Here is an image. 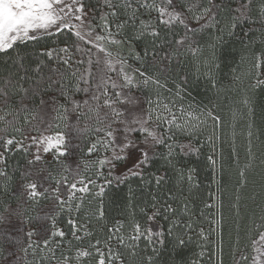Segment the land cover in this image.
<instances>
[{"label":"snow or ice","instance_id":"6c2138e0","mask_svg":"<svg viewBox=\"0 0 264 264\" xmlns=\"http://www.w3.org/2000/svg\"><path fill=\"white\" fill-rule=\"evenodd\" d=\"M206 30H210L207 42ZM225 36L238 40L250 54L248 90L233 100L230 120L212 109L196 114L191 104L178 107L174 100L162 99L161 90L167 89V83L160 76H166L173 60L182 54L199 60L205 45L211 50L205 75L216 88L213 69L220 68L217 48ZM41 41L42 47L29 49L30 42ZM133 46L140 50L124 55L122 50ZM0 54L7 57L0 63V178L5 181L0 186V264H44L45 260L49 264H87L89 260L125 264L124 254L113 248L112 241L133 262L154 264L165 233L154 230L151 223L162 215L165 220L171 218L167 230L172 237L170 264H185L176 254L191 240L187 233L193 231V222L174 218L177 209L171 203L158 206L153 197L150 212L140 209L149 225L142 226L133 218L127 238L122 234L124 222L117 220L107 228L103 242L93 240V220H104L107 188L133 177L143 180L159 159L184 179L180 160L198 155L199 148L181 137L197 135L209 121L212 135L208 142L213 151L216 141L228 143L237 166L238 122L246 129L249 163L239 168V176L247 182L244 178L252 166L253 138L257 136L252 93L264 87V73L259 71L264 67V0H97L95 4L91 0H0ZM248 59L246 55L242 62ZM130 60L139 66L133 67ZM149 87L154 88V97L144 93ZM85 139L87 155L95 158L82 169L80 142ZM9 153H22L26 165H9ZM208 161L215 167L214 156ZM193 172L188 169L189 182ZM151 176L157 187L165 179L159 171ZM41 201L46 202L47 211L32 216L30 206ZM233 207L238 214V203ZM181 210L188 213L187 203ZM65 211L70 235L77 243L73 251L69 240L65 251L61 248L65 231H52L51 237L61 238L57 255L50 239L42 245L33 241V237L48 234L45 224L34 226L33 222L51 219L55 227V217L49 213ZM261 221L259 227L253 222L245 230L248 243L237 249L238 259L232 253L236 264H264V216ZM197 235L208 241L204 228ZM141 239L146 248L138 251ZM236 243L240 245L239 237ZM148 248L151 254H145ZM219 264H223L222 257Z\"/></svg>","mask_w":264,"mask_h":264},{"label":"trees","instance_id":"16d2710c","mask_svg":"<svg viewBox=\"0 0 264 264\" xmlns=\"http://www.w3.org/2000/svg\"><path fill=\"white\" fill-rule=\"evenodd\" d=\"M91 2L95 4L97 0H91ZM152 15L155 17L156 14L153 13ZM141 18L146 17L141 16ZM209 36L210 30H206L204 33L205 42L209 40ZM169 38H171L170 34ZM138 43L143 45V42ZM43 45L44 41L39 44L30 42L29 49H39ZM139 50V47L133 46L132 49L125 47L122 51L127 56L129 52ZM210 55L211 50L205 45L203 56L199 60L186 54L174 59L171 71L166 76H160L161 81L167 83V89L161 90V97L162 99L167 97L174 100L178 107L183 105L187 108L191 104L192 110L196 114L207 108L212 109L225 120H230L229 109L233 106V100L242 98L248 90L250 79L246 74L250 68V54L244 51L238 40L225 36L224 43L217 48L220 68L218 70L213 69L217 79L216 88L211 86L205 75L207 71L205 61L210 58ZM246 55L249 56V59L242 62V57ZM6 59L7 57L0 54V63ZM130 63L133 67L139 66L133 61ZM84 67L86 65L81 66L82 70ZM95 70V66H93V71ZM259 71L264 73V67ZM112 75L114 76V74ZM157 75L159 74L157 73ZM237 75L241 77V80H234ZM177 91L180 93L179 96H176ZM144 93L152 97L155 96L152 87L144 89ZM252 95L255 101V128L253 131L257 133V136L253 138L252 153L254 159L250 161L251 168L246 171L244 178L246 183H243L239 176V168L243 167L245 163H249L246 156L247 140L243 134L246 129L238 122L235 147L240 156V165L237 166L233 162L228 143L221 144L220 141H216L215 151H213L212 144L208 142V137L212 135V122L209 121L208 125L203 127L197 135L181 137L185 142L191 139L193 146L199 148L198 155H189L180 160L184 169V179H181L176 171L166 165L163 159H159L151 169L145 172L143 180L133 177L118 187L113 185L106 189L103 200L105 217L99 222L93 220L95 231L92 239H100L103 242L108 235L107 228L112 227L117 220L124 222L122 234L126 238L130 233V221L133 218L139 221L142 226H148L147 217L140 212V209L145 207L150 212L153 197H155L158 206L171 203L176 207L177 212L174 218H179L182 223L188 220L193 222V231L187 233L188 236H191V240L179 250L176 259L183 260L185 264H219L222 257L223 264H236V259L239 258L237 249L248 243L244 236L245 230L251 227L253 222L259 227L262 223L261 217L264 216V163H262L264 161V87L256 89ZM79 98L77 96V99ZM2 126L0 125V127ZM55 130L53 128V131ZM226 131L230 132L228 129ZM15 135L19 136V134ZM87 144V139L80 142L81 151L79 155L82 169L88 163ZM209 156H214L216 159L215 167L209 163ZM8 163L23 168L27 163V157L22 153H9ZM165 169H167L166 173ZM188 169H195V172L192 173L193 180L191 182L187 180ZM157 171L165 174V179L159 187L155 185L151 176V173ZM69 180H71V175H69ZM4 183L3 178H0V186ZM12 190L14 191V181L12 182ZM130 191L132 194L131 201H129ZM237 197H239L238 201ZM96 203L98 205L99 201ZM185 203L188 205L187 214L181 210ZM208 203L214 206L212 208L205 207ZM237 203L239 206L238 214L237 209L233 207ZM30 209L32 216H43L47 211L46 202L41 201L35 207L30 206ZM49 215L55 217V227H53L51 219L34 221V226L41 223L45 224L48 234L33 237V241L42 245L44 239H50V247L56 249L57 255H59L60 249H57V242L61 238L51 237L49 234L56 231V228H60L66 233L61 242V248L67 251L68 242L71 240L74 251L77 242L70 235V225L67 223L69 214L65 211L59 214L49 213ZM72 218H75V213H73ZM217 221L219 223H215ZM170 225L171 218L165 220L163 215L156 222L151 223L154 230L159 228L165 233V243L163 246H157L160 249V254L158 258L154 256V264H170V257L173 254L172 237L168 236L167 233ZM200 228L205 229L206 234H208V241L201 240L197 235ZM179 230L185 231L184 229ZM238 237L241 241L240 245L236 243ZM112 245L114 249L124 254L125 264H140L138 260L133 262L125 249H117L115 241H112ZM145 248L146 242L141 239L138 251ZM247 251L250 252L251 248L249 247ZM201 252H203V256L200 255ZM233 252L236 253V259H233ZM145 254H151V249L148 248ZM94 262L95 260H89L87 264ZM44 264H49V261L45 260Z\"/></svg>","mask_w":264,"mask_h":264},{"label":"rangeland","instance_id":"374dc122","mask_svg":"<svg viewBox=\"0 0 264 264\" xmlns=\"http://www.w3.org/2000/svg\"><path fill=\"white\" fill-rule=\"evenodd\" d=\"M124 55H126V54H124ZM130 62H131V61H129V63H130ZM132 66H133V65H132ZM17 138H19V136H17ZM94 158H95L94 156H93V157H89V156H88V158H87L88 163H89L90 160H92V159H94ZM91 171H94V170H91ZM87 174H90V173H86L85 175H87ZM56 230H61V229H60V228H58V229L56 228ZM92 264H95V262L92 263Z\"/></svg>","mask_w":264,"mask_h":264}]
</instances>
